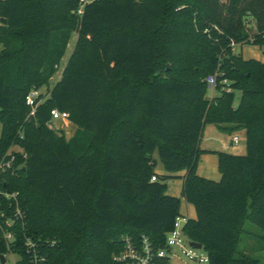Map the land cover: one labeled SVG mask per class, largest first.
Wrapping results in <instances>:
<instances>
[{"label": "trees", "instance_id": "obj_1", "mask_svg": "<svg viewBox=\"0 0 264 264\" xmlns=\"http://www.w3.org/2000/svg\"><path fill=\"white\" fill-rule=\"evenodd\" d=\"M233 43L264 47V0H0V158L15 156L2 185L25 211L10 247L0 226V264L9 253L30 264L27 235L58 241L41 246L45 264H122L127 236L166 248L182 202L168 181L182 171L197 210L187 239L210 264H262L240 243L247 222L264 243V61ZM44 87L30 115L27 96ZM54 108L77 126L70 139ZM208 124L246 130L245 154L217 152L220 181L198 173Z\"/></svg>", "mask_w": 264, "mask_h": 264}, {"label": "built area", "instance_id": "obj_2", "mask_svg": "<svg viewBox=\"0 0 264 264\" xmlns=\"http://www.w3.org/2000/svg\"><path fill=\"white\" fill-rule=\"evenodd\" d=\"M82 6L87 0H80ZM83 9L79 10L82 13ZM236 48L238 45L233 43ZM207 82L210 88H215L217 84V76L210 74L207 77ZM40 90L33 89L27 96V105L31 107L30 115H35L36 109L39 103L36 102V98L40 94ZM52 122L54 124L57 121H65L69 119V113L61 111L57 108L52 109ZM70 120V119H69ZM240 141L239 135L233 136V142L238 144ZM15 156L11 158L1 157L0 158V226L4 232V237L8 242L9 247L11 243L16 240L15 237V224L21 222L25 224V211L22 208L21 200L19 195L15 191H9L2 185L4 181L3 175L11 170H14ZM156 176L152 177V180H156ZM183 219L179 217L176 221L175 228L170 231L167 235V247L158 251H153L147 237L143 236V244L136 245L130 237H125V249L119 255L114 256V259L121 262L122 264H161V259H168L169 264L173 259L181 258L180 254L187 256L191 261L197 264L209 263L208 253L201 252L198 250L204 249L195 248L191 245V241L187 239L184 234L183 226L181 222ZM49 244L55 246L58 244L56 239H35L31 236H26L24 239V246L26 252L30 258V264H45L47 261L46 256L42 253L41 246ZM7 256V255H6ZM2 264V263H1Z\"/></svg>", "mask_w": 264, "mask_h": 264}, {"label": "crops", "instance_id": "obj_3", "mask_svg": "<svg viewBox=\"0 0 264 264\" xmlns=\"http://www.w3.org/2000/svg\"><path fill=\"white\" fill-rule=\"evenodd\" d=\"M217 93L218 92L215 88H210L208 97L211 99ZM60 122H62V125L60 126L65 132L66 138L70 139L71 137H73L76 132L77 126L69 119ZM237 132H243L245 134V139L243 141L242 137L237 134L239 135L240 141L238 144H235L233 142V136L236 135ZM201 148L206 150V152L201 155L198 173L201 176L213 179L215 181H220L222 178V174L219 170V155L217 152L225 151L234 154H245L247 151L246 130L240 129L230 133L228 131L220 129L215 124H208L205 127L203 133ZM184 174L185 171L179 173L180 176ZM182 190L183 179H180L179 184H177L176 186H173V184L170 185V183L168 184L167 192L171 195L179 196L182 193ZM181 198L182 202L180 208V217L181 219H183V221L181 222V225L183 226L188 218H197V210L192 203H189L184 197Z\"/></svg>", "mask_w": 264, "mask_h": 264}, {"label": "rangeland", "instance_id": "obj_4", "mask_svg": "<svg viewBox=\"0 0 264 264\" xmlns=\"http://www.w3.org/2000/svg\"><path fill=\"white\" fill-rule=\"evenodd\" d=\"M222 1H226V0H222ZM77 39H78V35H77L76 32H74L72 34V37H71V40L69 42V45H68L67 51L65 53V56L62 59L61 65L59 67V70L52 77V79L50 81L49 88H53L54 85L60 80V78L62 76V73L64 71V68L67 65V63H68V61H69V59H70V57H71V55H72V53L74 51ZM1 48H2V45L0 44V50H1ZM236 53L242 54L245 59H257V60H260V61H264V47H261L260 45H256V44H253V43H247V44H243V45H238L236 47ZM41 92L47 93L48 92V88L47 87L42 88ZM237 96H238V99H239L240 96H241V92L240 91L237 92ZM61 123L62 122L57 121L55 123V125H56L57 128H59V129H61L63 131V129L60 126V125H62ZM1 131H2V123L0 122V134H1ZM236 134H239L242 137L243 141H244L245 134L243 132H237ZM13 148L14 149H18L19 146L15 145ZM155 156L158 159V165H157L156 171L158 173H160V174H169L164 169V167L162 165V162H161V160L159 158L158 152H156ZM179 173H178L179 177L170 179L168 181V184L169 183H170V185L173 184V186H176L177 184H179L180 179H182L180 177ZM179 197H182V193L179 195ZM246 228L249 230V232H245L243 234L242 241L240 243V250L245 252V253H247L248 255H250L252 257H256V258L261 259L262 264H264V243L262 242V240L260 238L256 237V234H259V233H262V232H261V230H259V228L256 225H254V224H252L250 222H247ZM197 252L201 253V252H205V250L202 249V250H198ZM179 254H180L181 258L173 259L170 264H197L196 262L191 261L187 256H185V255H183L181 253H179ZM6 258H7V261H6L5 264H18L20 256L18 254H16V253H9L6 256ZM203 264H210V263H203Z\"/></svg>", "mask_w": 264, "mask_h": 264}, {"label": "water", "instance_id": "obj_5", "mask_svg": "<svg viewBox=\"0 0 264 264\" xmlns=\"http://www.w3.org/2000/svg\"><path fill=\"white\" fill-rule=\"evenodd\" d=\"M191 245L194 246L195 248H202L203 247V244L200 243V242H196V241H191ZM7 261V258L5 255H2L1 257V263L2 264H5Z\"/></svg>", "mask_w": 264, "mask_h": 264}]
</instances>
